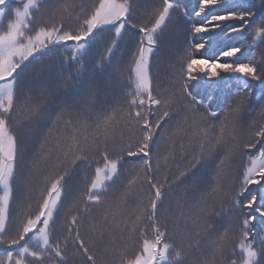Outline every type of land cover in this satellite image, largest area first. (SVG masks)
<instances>
[{
	"label": "snow or ice",
	"instance_id": "obj_1",
	"mask_svg": "<svg viewBox=\"0 0 264 264\" xmlns=\"http://www.w3.org/2000/svg\"><path fill=\"white\" fill-rule=\"evenodd\" d=\"M137 4L138 0H92L85 6L83 0L79 4L55 0L53 6V0H21L22 6L13 7L11 0H0V247L6 252V256L0 255V264H103L97 257L95 239L86 240L83 234L87 210L80 213L77 208V214L68 219L73 211L70 205L63 227L57 228L66 200L81 179L85 188L79 203L85 209L105 204L110 188L122 189L114 197L121 202L141 201L136 223L147 221L154 239H144L142 250L134 256L120 253L117 264H185L188 253L175 240L168 242L158 206L173 184L189 181L185 192L198 190L206 182L209 165L216 163L214 153L229 144L214 177L213 192L220 197L219 207L201 209L200 231L189 248L199 249L210 239L214 249L211 262L204 259L197 264H264V59L256 61L253 54L248 62L233 59L209 64L189 53L187 62L175 73V91L164 94L153 87L150 59L158 34L170 23L178 29L184 22L187 3L182 7V0H161L146 22L138 17ZM198 8L195 15L202 16L204 23L193 26L192 31L207 35L195 44L196 50L210 47L220 33L230 37L248 32L252 25L256 26L250 33L251 43L228 47L220 56L236 58L238 53L244 55L257 43H264V0H198ZM136 37L139 41L133 53L130 90L124 107L112 109L113 114L120 113V119L114 120L106 107L110 101L102 99L94 85L81 77L97 55L100 59L92 67L94 74L111 79L114 73H121L122 60L113 64V59L122 44L130 50ZM196 66L208 75L207 80L194 75ZM204 66L219 68L226 75L206 73ZM25 88L29 93L39 89L40 102L32 109L37 121L51 119L55 108L71 96L70 106L81 110V123L87 126L94 120L97 132L91 139L73 132L67 144H58L57 170L46 177L47 186L40 191L35 210L13 218V183L18 177L23 183L27 160L9 122L16 96ZM197 88H203L205 95L195 93ZM234 97L240 98L234 101ZM257 111L261 119L247 126L245 138L240 134V118ZM175 113H184L185 122L191 119L193 127L206 124L207 129L200 128L205 135L199 152L191 154L184 169L169 183L167 178L156 179L152 161L160 146L167 145L175 134L170 132ZM61 115L63 112L56 114L54 122H59ZM217 120L218 124L208 123ZM216 128L219 134L209 136ZM235 152L246 154L242 177L225 192L222 172ZM97 154L103 158V166L95 167L89 182L88 170L83 169L82 178L80 172L85 163L90 168ZM133 160L139 162L135 176L126 185L118 183L123 165ZM237 217L243 219L240 243L234 246L231 225ZM90 228L103 235L111 223L104 217ZM140 235H144L143 228Z\"/></svg>",
	"mask_w": 264,
	"mask_h": 264
},
{
	"label": "trees",
	"instance_id": "obj_2",
	"mask_svg": "<svg viewBox=\"0 0 264 264\" xmlns=\"http://www.w3.org/2000/svg\"><path fill=\"white\" fill-rule=\"evenodd\" d=\"M60 2H75L79 4L81 0H60ZM83 2L87 6L92 0H83ZM184 2L187 3L188 15L184 17V22L181 26L177 29L170 23L157 36L164 38L169 33L182 30L180 38L168 42L164 48L159 44L160 41H157L155 53L150 59V75L154 88L159 89L164 94L175 91L173 87L175 73L179 71L182 64L187 62L189 53L192 58L208 60L209 64L213 62H231L233 59H238L239 62H248L249 59L253 58V54H255L254 58L256 61L264 59V43H257L256 46L251 47L244 55L238 53L236 58L220 56V52L226 50L228 47L239 46L241 43L246 45L251 43L252 37L250 33L256 25H252V28H249L248 32L240 34L233 33L230 37L220 33L218 37L214 36L213 43L210 47L196 50L194 45L202 43L203 40L201 38L207 34L195 33L192 31V28L193 26L204 23V19L202 16L197 17L195 15L196 11L199 10L198 0H182V7L184 6ZM243 2L245 0H241V3ZM11 3L13 7H16L20 5L21 0H11ZM160 3L161 0H138L137 13L141 22H146ZM53 6H55V0H53ZM235 26H238V24ZM225 32H227V29H225ZM137 39L139 40V37ZM137 47L136 43H134L131 45L130 50H128L124 44L121 45L122 50L116 52L113 64L117 60H122V72L114 73L111 79L104 74L93 73L92 67L96 61H99V55L89 62L84 75L81 77L82 80L94 85L102 99L110 101L106 107L109 109L108 114L113 115L114 120L120 119V113L113 114L112 109L123 108L126 104L125 95L130 90L131 65L134 63L133 53L137 50ZM196 67L197 71L194 75H199L202 77V80H207L209 78L208 75L199 72L198 69L200 66ZM204 67L206 73L216 71L221 76L226 75L219 68ZM193 91L201 96L205 95L203 88H197ZM29 96L32 98L29 99ZM239 98L234 97V101ZM65 99L67 103L57 106L51 119L37 121L32 114V109L40 102L39 89L33 93H29L25 88L16 96L14 110L9 123L14 135L17 137L18 145L26 152L27 168L23 173V183H21L20 177L13 183L14 199L11 204L13 218L26 216L27 213L35 210L37 197L40 191L47 186L46 177L51 176L57 170L56 156L58 144H67L73 132L80 137L87 135L90 139L96 135L95 121L89 122L87 126L82 124L81 117L79 116L80 108L70 106L71 96ZM61 112H63V115H61L59 122H54L56 121V114ZM260 119L259 111L253 112L250 115H242L239 122L240 134L247 138V126L253 120L259 121ZM208 123L218 124L219 120L214 122L209 121ZM178 127L179 130H177ZM200 128L207 129V125L203 124L200 127H193L191 119L185 122L184 113L174 114L170 125V132H174L175 134L171 137L167 145L162 144L159 152L153 155L154 176L158 181H164L167 178L168 182L171 183L175 175H178L187 165L191 154L199 152L200 141L205 135V133L200 131ZM218 134V128L208 132L209 136ZM230 147V144L226 145L214 153L216 163L209 165V169L205 173L206 182L198 190L185 192V184L189 183V181H186L185 184H173L171 190L166 193L163 203L158 206V215L160 216L161 223L169 233L168 242L171 243L175 240L188 253L185 264H197L198 261L204 259L210 262L212 260V252L214 249L210 243V239L204 240L199 249H190L189 245L195 243L197 233L200 231L198 221L201 219V209L211 210L213 206L219 207L220 197L217 193L213 192V188L216 186L214 177L218 170L216 165L227 154L228 148ZM256 151L255 149L252 150L253 153ZM165 157H168L167 161H165ZM157 160H159L158 168ZM245 160L246 154L240 152H235L230 157L229 162L222 172L223 178L221 184L225 192L233 189L237 185L239 179L242 177ZM97 166H103V158L98 154L95 156V160L90 168L87 163L82 165L80 177L82 178L84 175L83 169H87L90 182V178L94 175L95 167ZM138 167L139 162L136 160L125 163L121 169L122 179L118 183L122 182L126 185L128 180L135 176V169ZM84 188L85 184L82 179L80 182L75 183L72 192L66 200L64 209L60 213L57 228L59 230L63 227L65 214L68 212L70 205L73 206V211L68 215V219L71 218V215L77 214V208L80 213H84L87 210L89 212L88 223L85 225L83 234L86 240L90 238L95 239L97 243V257L103 261V264H117L120 259V253H124L126 256H134L138 251L142 250L144 239L150 241L154 239L151 227L147 221L136 223V217L140 214V200L130 199L121 202L114 199V197L122 189L112 190L110 188L109 196L105 197V204L92 205L90 208L85 209V205L79 203V197L84 191ZM143 202L147 203V189L145 190ZM104 217L109 219L111 228L106 230L103 235H101L99 230L93 232L90 225L94 221L99 222ZM242 219L243 217H237L232 221L231 232L234 246L240 243L239 237ZM134 227L135 231L133 232ZM141 228L144 229L143 236L140 235ZM236 252V258H239L238 247L236 248ZM0 255L6 256V252H4L2 247H0ZM171 255H174V253H171Z\"/></svg>",
	"mask_w": 264,
	"mask_h": 264
},
{
	"label": "rangeland",
	"instance_id": "obj_3",
	"mask_svg": "<svg viewBox=\"0 0 264 264\" xmlns=\"http://www.w3.org/2000/svg\"><path fill=\"white\" fill-rule=\"evenodd\" d=\"M20 5H21V3H20ZM139 8H141V7H139ZM143 22H145V21H143ZM181 32H182V30H180V31H175V32H172V33H169V34H167L164 38L162 37H157V41L159 42V44L164 48V46L166 45V44H168V42H170V41H172V40H174V39H177V38H180V35H181ZM138 39H137V37H136V46H138ZM194 48H195V45H194ZM158 53V52H157ZM156 53V54H157ZM182 53V52H181ZM164 56V55H163ZM197 57V56H196ZM198 58V57H197ZM197 60H200L199 58L197 59ZM217 63V62H216ZM211 64V63H210ZM206 75V74H205Z\"/></svg>",
	"mask_w": 264,
	"mask_h": 264
}]
</instances>
